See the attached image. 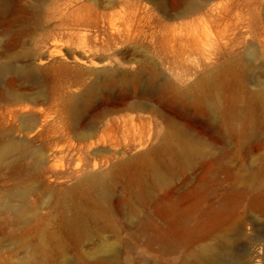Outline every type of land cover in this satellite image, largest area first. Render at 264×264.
<instances>
[{"label": "rangeland", "instance_id": "rangeland-1", "mask_svg": "<svg viewBox=\"0 0 264 264\" xmlns=\"http://www.w3.org/2000/svg\"><path fill=\"white\" fill-rule=\"evenodd\" d=\"M223 1L257 26L238 52L258 70L264 0ZM204 2L0 0V69L12 67L0 71V264H201L213 233L252 248L242 217L251 199L264 213V124L240 169L206 125L203 57L190 54ZM127 15L145 40L116 53L111 26ZM85 50L113 61L72 59Z\"/></svg>", "mask_w": 264, "mask_h": 264}, {"label": "bare ground", "instance_id": "bare-ground-1", "mask_svg": "<svg viewBox=\"0 0 264 264\" xmlns=\"http://www.w3.org/2000/svg\"><path fill=\"white\" fill-rule=\"evenodd\" d=\"M204 6L202 26L205 32L202 36H199L196 32L192 33L190 54L198 50L203 57L200 89L202 92L201 101L205 109V122L208 129L215 135V143L218 148L229 144L235 146L234 163L240 169L245 165L248 150L261 146V132L264 124V84L260 82L262 85H259V88L256 87L257 84L255 83L256 76H264V66L254 70L256 65L244 62L238 52L242 45H249L251 41L257 38V26L240 10L236 1L205 0ZM125 18L124 31H120V28H117L118 26H111L113 39L117 42L114 48L116 53L124 49L128 42L131 43L141 37L144 38L146 35L142 25H140L141 23L138 21L136 23L132 22L134 20L128 15ZM213 26L216 29L211 33V27ZM240 26L244 28L245 32L240 31ZM242 33H246L243 40ZM258 38H260V35ZM149 39L151 38L149 37ZM260 43L264 46V40H260ZM52 52L53 55L58 54L60 52L59 46L55 45ZM248 52L250 53V47ZM102 55L100 58L96 56L95 58L85 50V52L79 54L75 53L72 59L90 66H101L113 61L114 54L112 57ZM262 64L264 65V62ZM11 68L10 65H3L0 71ZM161 68L158 67V69ZM195 79L196 77L189 82L191 96L196 83ZM262 81L264 83V80ZM125 133L127 135V131ZM150 134L149 132V137ZM104 138L106 139V136ZM225 202L227 206H231L234 204L235 199L227 197ZM258 205V201L251 199L248 208L244 212L245 216L242 217V221L246 222L248 220L253 230L256 231L252 237L253 243L255 242L252 248L249 250L245 243L238 246L223 244L218 238L219 234H207L201 264H264V213H256L255 209ZM235 238L236 241L241 239V232H238ZM212 239L215 241L211 242ZM256 245H259V249H263L262 256H258L259 251H257ZM231 250L238 252L237 257L231 254Z\"/></svg>", "mask_w": 264, "mask_h": 264}]
</instances>
